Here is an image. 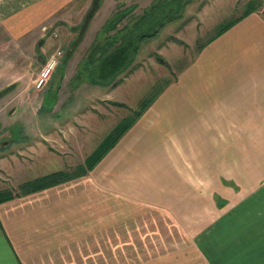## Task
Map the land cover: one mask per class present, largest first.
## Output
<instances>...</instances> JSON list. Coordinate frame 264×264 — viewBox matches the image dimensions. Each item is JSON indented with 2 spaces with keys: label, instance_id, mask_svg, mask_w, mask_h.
<instances>
[{
  "label": "crops",
  "instance_id": "1",
  "mask_svg": "<svg viewBox=\"0 0 264 264\" xmlns=\"http://www.w3.org/2000/svg\"><path fill=\"white\" fill-rule=\"evenodd\" d=\"M82 2L85 8L79 9ZM93 2L0 0V25L15 42H31L50 21L83 20ZM63 24L74 39L81 24ZM38 42L36 54L44 46ZM67 43L63 42L67 55L59 63L64 68L69 56L87 52L92 45L82 49L80 44L72 47L73 41ZM48 55L39 56L41 66ZM190 61L178 67L180 83L170 85L171 98L165 96L168 103L173 100L178 112L170 118L179 117L180 126L133 124L91 171L0 203V264H207L205 253L191 240V222L183 216L200 191L192 197L181 195V204L171 205L172 196L177 200L189 189L191 178L169 172L167 146L158 134L174 130L190 138L199 134L196 124L205 126L203 119L230 124L228 120L238 117L237 139L249 143L250 133L264 135V10L250 12L206 42ZM60 77L58 85L63 74ZM52 82L53 76L47 85ZM102 88L95 100L99 104L111 93ZM76 131L59 130L58 135L25 147L28 165L7 172L18 176L22 170L27 182L66 172L70 163L81 165L97 146L93 143L102 139L95 141L93 135L84 147L82 137L75 136L80 144L74 145L67 137ZM55 149L67 157L60 158Z\"/></svg>",
  "mask_w": 264,
  "mask_h": 264
},
{
  "label": "rangeland",
  "instance_id": "2",
  "mask_svg": "<svg viewBox=\"0 0 264 264\" xmlns=\"http://www.w3.org/2000/svg\"><path fill=\"white\" fill-rule=\"evenodd\" d=\"M257 2L261 5H255ZM150 5L153 10H146ZM248 5L250 10L253 7L255 11L264 10V0H99L100 10L92 15L78 48L95 43L106 47L107 42L116 46L120 42L118 36L129 35L137 23L140 35L145 33L144 37H138L126 61L125 55L111 53L102 67L92 72L96 79L103 72L107 86L95 85L91 74L82 73L79 60L86 51H79L72 58L68 57L65 68L58 65L57 72L52 75V84L41 91L34 89L33 82L41 66L39 56L49 54L58 43L51 32L57 31L64 44L69 40L72 42L73 38L63 23L67 26L82 24L88 13L83 20L70 19L62 24L50 21L42 25L48 31L43 33L41 26L40 38L31 42H15L16 39L0 25V91L17 84L13 91L0 99V191L8 189L14 195L20 192L22 185L48 176L23 182L22 170L18 176H11L9 172L28 165L23 159L27 156L25 147L52 138L59 130L76 127L77 131L68 134L67 141L79 145V138L75 136H80L81 145L87 147L93 135L95 141L103 140L120 119L138 110L141 101H146V106L132 125H156L158 122L172 128L180 126L179 117L170 118L178 112L173 100L168 103L165 99V96L171 98L170 85L180 83L178 67L185 66L221 28L241 18ZM131 7H134L133 16L116 24L115 28H109L114 19L120 18L118 12ZM84 8L82 2L79 9ZM166 8L173 10L171 18L160 19L161 10ZM144 11L154 19L147 22L143 31L141 17ZM115 40L119 42L115 43ZM38 41L44 46L36 54ZM102 87H108L111 93L107 94L110 98L99 104L95 100L99 91H104ZM194 113L197 115L196 111ZM238 119L228 120L230 127V124L216 119H208L209 122L203 119L205 126L196 124L199 134L193 133L190 138L174 130L173 133L162 131L158 134L167 146L169 172L191 178L189 189L179 193L177 200L172 196L171 205H180L181 195L192 197L197 190L200 191L199 199L195 197V202L183 216L184 220L191 222V240L205 253L207 264H264V135L250 133L249 143L237 139L240 133L234 131L240 126ZM3 140L9 141L8 147H3L2 144H7ZM59 152L60 158L67 157ZM75 153L81 160V150ZM83 163H70L69 170L82 168ZM39 166L30 164V168Z\"/></svg>",
  "mask_w": 264,
  "mask_h": 264
},
{
  "label": "trees",
  "instance_id": "3",
  "mask_svg": "<svg viewBox=\"0 0 264 264\" xmlns=\"http://www.w3.org/2000/svg\"><path fill=\"white\" fill-rule=\"evenodd\" d=\"M99 7H100L99 6V0H94L86 18H84V20L82 21V24L79 28L77 35L73 39V43L71 44L72 47H75L81 43L82 37H83L84 33L86 32V28L89 26V23L92 19V15L94 16V14L99 9ZM149 8H151V5L149 6ZM149 8L146 10H148V11L153 10V8H151V9H149ZM133 9H134V7H131L129 9L128 8L125 9L126 11L118 12L120 15V18L118 17L117 19H114L113 23L111 24V26L109 28H115L117 26L116 24H119L120 22H122V20H124L130 16H133L134 15ZM172 11H173L172 9L170 10L168 8L162 9L160 12L159 18L163 19V20L171 18ZM252 11H255V8L253 7L250 10L249 5H248L246 13L241 18H239L235 21H231L229 24H227L226 26L221 28L218 31V33L212 38L214 39L215 37L224 33L227 29L232 27L238 21H240L241 19L248 16L249 13ZM141 19L143 22L142 27H143V31H144L147 28L146 27L147 22H151V20H153L154 17H153V15H147V12L144 11ZM138 27H139V25L137 23L136 29L132 30L129 33V35H126V34L121 35L120 34L121 29L117 30V34H120V36H118L120 42L115 40V43L119 42V44L116 46H114L112 42H110V43L107 42L106 47L105 46L102 47V45H100V43H98V44L95 43L94 45L92 44L90 46V48L87 50V52H85L84 56L82 57V60L80 61L79 68H81L82 73H86L89 75L91 74V77L93 78L94 74H92V72H95V70L100 69L102 67V65L111 57V55H112L111 53H118V54H121L122 56L125 55L124 61H126L128 58V55H129V51H132V49L135 48V43H137L138 37H141V36L144 37V35H145V33H143V32L140 35V33L137 30ZM101 31H102V29H101ZM104 33L105 32H103L102 34H104ZM97 34H99V31L97 32ZM40 46L41 45L38 42V44L36 46V51L39 50ZM107 47H110L111 49L108 50ZM104 76H105V74L103 72H101V77L97 78V79L94 77L93 83L95 85H99V86H107L105 83L106 79ZM16 86H17V84L14 83V84L9 85V86L5 87L4 89H2L0 91V99L5 97L6 95H8L11 91H13V89H15ZM145 106H146V101H141V103L138 107V110L136 112H135V110H133L132 112L126 114L125 117L120 119L118 124L99 143V145L93 150V152L87 156V158L85 159V162H84V166L82 168H77L78 171L76 170V172H78V173H80V175H82V174H85L87 171H91L96 166V164L105 156V154L123 136V134L128 130V128L132 125L131 123L133 122V120L138 117L140 111ZM76 172L72 173V174H67L64 172H57V173H53L51 175L45 176L43 178L28 182L25 185L21 186V190L19 193L16 192L14 195L11 194L9 190H2V191H0V203L11 200L15 197L27 195L29 193L36 192L38 190H42V189H46V188L58 185L64 181H67L68 179H71L72 176L78 174Z\"/></svg>",
  "mask_w": 264,
  "mask_h": 264
},
{
  "label": "built area",
  "instance_id": "4",
  "mask_svg": "<svg viewBox=\"0 0 264 264\" xmlns=\"http://www.w3.org/2000/svg\"><path fill=\"white\" fill-rule=\"evenodd\" d=\"M41 31L46 33L48 28L42 27ZM51 36L58 43L44 60L33 82L35 86L34 89L37 91H41L47 85L48 81H50L65 53L64 44L60 41L59 33L57 31H52Z\"/></svg>",
  "mask_w": 264,
  "mask_h": 264
}]
</instances>
